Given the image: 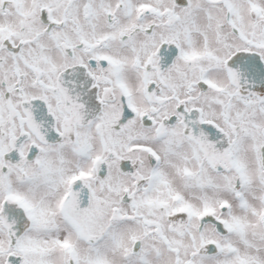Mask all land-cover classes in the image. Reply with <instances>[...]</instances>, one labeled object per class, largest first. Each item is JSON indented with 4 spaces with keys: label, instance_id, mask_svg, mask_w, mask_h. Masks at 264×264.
<instances>
[{
    "label": "snow or ice",
    "instance_id": "obj_1",
    "mask_svg": "<svg viewBox=\"0 0 264 264\" xmlns=\"http://www.w3.org/2000/svg\"><path fill=\"white\" fill-rule=\"evenodd\" d=\"M0 264H264V0H0Z\"/></svg>",
    "mask_w": 264,
    "mask_h": 264
}]
</instances>
